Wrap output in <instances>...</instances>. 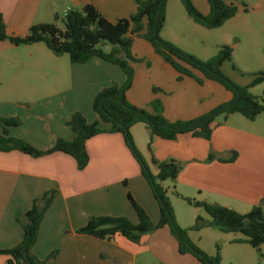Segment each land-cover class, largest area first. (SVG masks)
<instances>
[{"label": "crops", "instance_id": "0c3cea01", "mask_svg": "<svg viewBox=\"0 0 264 264\" xmlns=\"http://www.w3.org/2000/svg\"><path fill=\"white\" fill-rule=\"evenodd\" d=\"M221 1L238 5L239 12L222 27L208 31L210 35L214 32L212 37L218 40L217 36L225 32L234 38L240 33L250 42L246 44L245 54L251 56L250 46L264 53V0H255V10L245 4L247 12L238 4L239 0ZM191 2L203 16L211 15L209 0ZM86 5L94 6L111 23L129 18L136 11L135 0H0V13L9 35L25 37L33 25L51 23L56 17L61 20L66 12L81 10ZM182 7L185 10L181 0L167 1L161 36L181 51L197 57L193 46L176 43L168 31V26L177 24L176 17L194 23ZM252 14L254 20L248 19ZM227 40L215 44L216 49L219 45L233 49L232 63L224 64L222 71L234 83L248 86L253 77L244 78L242 72L252 61L235 60L239 42L228 44ZM109 46L104 50L109 52ZM13 47L9 41H0V116L19 118L22 125L11 128L10 136L41 151L51 149L58 139H73L74 133L68 126L73 113L81 112L89 124L98 121L92 110L94 97L112 83L122 85L126 80L118 66L99 58L84 65L70 63L69 78L56 80L51 74L61 71L53 65L43 66V70L37 65L23 70L12 64L7 53ZM132 54L149 61V67L144 63L135 66L134 82L127 95L129 102L153 114L152 102L161 101L163 116L170 123L193 121L233 100L232 93L217 82L205 80L199 84L188 77L178 81V73L142 38H135ZM256 57L261 58L260 53ZM195 74L203 78L199 72ZM28 75L41 78H25ZM263 90L264 84H261L251 92L261 97ZM138 126L131 129V134L149 164L156 159L175 160L182 165L177 180L163 184L173 207L182 210L175 201L180 199L175 196L177 192L186 198L233 208L240 214H247L256 206L264 210V114L254 121L240 114L226 120L218 117L209 140L190 133L179 135L174 141L154 138L151 150L147 128ZM100 127L111 128L102 123ZM87 152L90 163L83 171L72 157L63 153L36 159L20 152H0V249H11L21 242L23 230L16 218L23 217L35 199L55 190L57 197L45 215L33 250L38 259L45 261L51 253L58 252L51 264H201L192 255L179 253L178 241L169 227L144 235L139 244L123 237L100 240L78 235L77 231L91 217H125L138 224L129 195L147 212L154 225L160 219L158 203L122 135H99L87 143ZM151 170L157 174L154 166ZM197 217L209 221L202 212L185 211L183 216L176 217V222L188 229L194 226ZM191 233L192 242L199 246ZM237 239L230 243L235 244L233 241ZM205 251L215 255L214 251ZM0 264H8V258L0 256Z\"/></svg>", "mask_w": 264, "mask_h": 264}, {"label": "trees", "instance_id": "16d2710c", "mask_svg": "<svg viewBox=\"0 0 264 264\" xmlns=\"http://www.w3.org/2000/svg\"><path fill=\"white\" fill-rule=\"evenodd\" d=\"M167 1L135 0V13L116 23L106 20L94 6L86 5L81 10L68 11L62 19L63 29L55 23H41L33 25L25 37L9 35L0 13V41H9L15 47L41 43L57 57L67 55L71 64L84 65L93 58H99L118 66L126 76L124 84L112 83L94 97L92 110L97 115L98 121L89 124L81 112L73 113L68 121V126L74 133L73 139L69 141L58 139L47 151H41L24 140L11 137L9 130L20 127L22 121L19 118L0 116V152H20L36 159L54 153H63L72 157L78 169L83 171L90 163L87 143L91 139L105 133L122 135L158 203L159 222L154 225L147 212L129 195V201L138 217V224H133L125 217H91L87 225L79 229L77 234L100 240L123 237L134 244H139L144 235L169 227L178 241V250L181 255L190 254L201 264H221L219 248L215 255H208L192 242L189 232L216 228L224 234L243 235V239L234 240V243H243L260 249L264 245L263 208L256 206L249 213L240 214L233 208L186 198L175 192V196L191 207L203 209L210 218L209 221H205L202 217H197L193 227L181 228L176 222L172 204L163 184L167 181L175 182L182 171V165L175 160L152 159L151 163L157 169V174H154L150 164L137 148L131 129L138 124L146 126L150 135L148 148L151 150L154 138L174 141L179 135L190 133L194 137L209 140L214 122L218 117L226 120L233 114H240L247 120L254 121L259 115L264 114V90L261 97H256L251 89L264 84V71L254 74L248 86H240L222 71L224 64L232 63L231 46H221L216 56L202 61L163 40L161 32L166 21ZM181 2L188 16L208 30L222 27L239 12V6L236 4L209 0L212 13L205 17L194 7L191 0H181ZM242 6L247 12V6L244 4ZM57 20L56 17L55 21ZM135 38L146 40L156 54L178 73V81L188 77L195 79L199 84H203L205 80L217 82L232 93L233 100L198 119L176 123H170L165 119L163 105L159 100L152 102L153 114L133 106L127 95L135 77L133 64L140 62L132 54ZM106 45L111 46L109 52L104 50ZM195 72L202 74L203 78H198ZM153 91L157 92V89ZM101 123L109 124L111 128L103 130L100 127ZM210 159L214 157L210 156ZM233 160L235 158H232ZM56 197L57 191L46 192L41 198L33 201L32 208L23 217L16 218L23 230L21 242L11 249H0V256L7 257L8 264H51V261L55 260L58 252L51 253L47 260L42 261L33 250L38 242L41 224Z\"/></svg>", "mask_w": 264, "mask_h": 264}, {"label": "rangeland", "instance_id": "374dc122", "mask_svg": "<svg viewBox=\"0 0 264 264\" xmlns=\"http://www.w3.org/2000/svg\"><path fill=\"white\" fill-rule=\"evenodd\" d=\"M255 2H256L255 0H239L238 4H242V5L246 4L248 7L251 8V10H255ZM183 11L186 17H188L186 10L183 9ZM254 17L255 16L252 14L251 16H249L248 19L254 20ZM176 21H177L176 25L168 26L169 27L168 31L170 33V36L174 39L176 43L180 42V44H185L189 47L193 46L196 50V54H198V56L201 59L206 58V60H210L211 58L216 56L219 48L223 45H219L216 49L215 44H217V42L219 43L223 42L224 40H227L228 38L229 39V41L227 40L229 42L228 44H234L235 42H239L237 48L235 49V54H234L235 60L244 61V62L252 61L250 62L252 64H250L248 69H245V71L242 72V77L252 78L254 74L264 71V53L258 50L257 47L254 48V46L252 47L250 46V50L252 51L251 56L249 57L247 54H245L247 46H248L246 44H250V42H247L248 40L244 35H241L240 33H238L235 38L240 41H237L234 37L230 36L228 33L225 32V35L219 34V36H217L219 39L216 40L215 39L216 36L212 37L214 32L213 34L210 35L211 32H208L210 30L200 25L194 24L195 22L194 23L192 22V24H190L180 17H176ZM49 22L55 23L58 27L63 29L62 18L61 20L58 19L57 21L52 20ZM225 29L226 28H224V30H219L220 33L222 31H225ZM183 32L187 33L188 36L183 34ZM232 38L234 39V41H232ZM203 42H205V44ZM205 47H209L211 49H206ZM12 50L13 51H10L9 53H7V57L13 60L12 64L17 65V67L23 70L31 69L32 67L36 65L39 67V69L43 70V66L53 65L56 67L57 70L61 71L60 73H58L57 71L53 72L51 74L53 79H56V80L65 79L66 80L69 78L68 66L70 65V61L67 55L57 57L53 55L44 44H41V43L34 44L31 46L13 47ZM258 53H260L261 58L256 57ZM198 56L197 58L199 59ZM137 59H139L140 62L133 64L134 69L136 65L143 64V63L147 67H149V61L143 58H137ZM28 74L30 75L31 73H28ZM29 75L26 76L25 78L27 79H40L41 78L40 76L31 77ZM138 127H141V129H145L144 127L146 126L144 124H140V126ZM143 144H144L143 146H145V143ZM150 166L153 167L151 164ZM153 173L155 174V171H153ZM175 201H177L179 205H181L182 207V210L179 211L178 207L172 206L174 210L175 218L177 216L178 217L183 216L185 211H197V212H202L203 215L206 217V219L210 220L208 215L204 214L205 211L203 209L191 207L188 204H186L184 201H182L181 199H178ZM190 232H192L191 235L195 237L196 242L199 244L198 247L204 248V249L202 248L201 249L208 255L210 254L206 252L205 250H209L212 252L214 251V254H216L217 248H219L221 257L222 259H224L222 260L221 264H231V261L236 262V264H242V263L243 264H264V247H263L264 245L260 249H255L247 244L244 245L243 243L242 244L241 243H235V244L230 243V241L233 239L244 238L243 235L241 234H234V233L224 234L216 228H205V230L203 231L201 230L199 232H196V231H190ZM210 256H213V255H210Z\"/></svg>", "mask_w": 264, "mask_h": 264}, {"label": "built area", "instance_id": "2783aa9c", "mask_svg": "<svg viewBox=\"0 0 264 264\" xmlns=\"http://www.w3.org/2000/svg\"><path fill=\"white\" fill-rule=\"evenodd\" d=\"M68 12L65 13V15H67Z\"/></svg>", "mask_w": 264, "mask_h": 264}]
</instances>
